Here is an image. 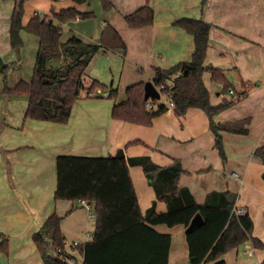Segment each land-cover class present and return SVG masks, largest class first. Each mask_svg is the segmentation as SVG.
<instances>
[{
	"label": "crops",
	"instance_id": "0c3cea01",
	"mask_svg": "<svg viewBox=\"0 0 264 264\" xmlns=\"http://www.w3.org/2000/svg\"><path fill=\"white\" fill-rule=\"evenodd\" d=\"M109 1L112 7L106 11L99 0H86L80 5L71 0L53 2L56 10L72 5L80 11H91L93 4L92 10L96 12L93 18L99 17L86 28L79 24L88 18L63 23L61 42L77 35L84 42L99 43L106 23L123 39L124 54L102 48L91 58L86 69L95 58L102 62L97 72L92 70L93 77L99 79L100 74L107 72L109 77H122L126 89L134 83L151 80L155 67L168 69L189 61L194 51L193 37L173 22L182 17L201 19L210 24L206 65L222 70L235 94L245 91L231 106L214 115V120L223 123L248 119L247 132H220L225 154L222 159L203 110L191 107L184 115L177 116L169 108L155 117L150 126L139 125L112 118L113 104L125 101L126 93L117 90L115 100H108L105 94L109 89L80 96L66 123L25 119L27 127H36L32 135L26 134L25 124L20 130L0 125V241L6 239L8 246L7 254L0 250V264H43L32 235L53 212L61 217L60 229L66 243L83 244L91 240L95 217L86 205L93 209V204L54 198L55 159L59 154L107 156L118 149L123 150L126 158L148 156L159 166L179 161L183 172L178 187H186L198 203H203L212 191L235 193V207L249 214L253 235L264 245V165L254 154L258 146L264 145V0H148L154 12L153 21L136 28L128 27L124 16L143 6L146 0ZM13 5L0 0V8L5 6L12 12ZM7 37L10 46L9 32ZM99 54L103 56L98 57ZM3 64L2 61L0 65ZM205 73L203 81L212 105L233 99L230 89L223 93L222 85L212 81L213 95L207 84L211 77L209 69ZM103 76L107 79L106 74ZM0 81L1 92L2 78ZM156 100L165 102L163 97ZM34 146L42 154L28 150ZM129 172L142 214L153 204L156 211H165V202L157 200L141 166H129ZM152 228L171 237L167 264H189L183 224L159 223ZM66 249L74 259H81L76 247L66 246ZM263 258L264 247L258 249L246 241L219 259L226 264H259Z\"/></svg>",
	"mask_w": 264,
	"mask_h": 264
},
{
	"label": "trees",
	"instance_id": "16d2710c",
	"mask_svg": "<svg viewBox=\"0 0 264 264\" xmlns=\"http://www.w3.org/2000/svg\"><path fill=\"white\" fill-rule=\"evenodd\" d=\"M12 1L14 8L9 19L11 49L19 54L23 51V30L38 38L33 72L29 79H19L14 85L7 84L9 69H15L19 60L3 64L0 68L1 92L25 94L28 98L23 115L25 119L66 123L73 104L80 96L88 97L96 90L109 89L107 97L116 98L117 89L108 88L96 79L86 87L82 77L91 58L102 48L125 53V43L111 24L103 26L99 43H87L75 36L61 42L63 23L92 17L93 12L80 11L72 5L56 10L53 6L56 0H49L52 4L48 13L34 12L24 25V4L28 0ZM71 1L76 5L86 2ZM99 1L105 11L112 7L109 0ZM147 1L124 16L128 27L152 23L154 12ZM173 25L192 35L194 51L189 61L179 62L168 69L154 68L151 81L160 97L166 98L165 102L156 103V108H147L148 101L143 97L144 82H137L125 89V101L113 104L111 116L150 126L155 117L169 109L166 103L168 98L177 116L184 115L191 107L199 108L207 115L209 128L215 136L214 145L224 159L220 132L245 134L248 119L217 123L214 115L231 106L245 91L235 94L222 70L210 67V78L222 85V92L233 91V99H224L212 105L209 90L203 81L210 24L201 19L182 17L175 20ZM44 79L51 82H43ZM254 154L264 165V145L258 146ZM132 165L141 166L157 200L165 202V211H156L153 204L142 214L129 172ZM55 171V199L84 200L93 204L95 229L92 239L74 246L82 254L83 264H167L171 237L152 228V225L159 223L185 226L189 264L211 261L213 264H226L219 258L246 241H250L255 248L264 247L263 242L253 235V222L249 214L235 213V193L212 191L203 203H198L186 187H178L183 169L177 160L159 166L148 156L126 158L122 149L107 156L59 154L55 159ZM196 213L201 214L202 223L187 229ZM60 222L61 217L53 212L32 235L43 264H69L52 254L54 248L65 247ZM0 250L7 254L6 239L0 241ZM259 264H264V258Z\"/></svg>",
	"mask_w": 264,
	"mask_h": 264
},
{
	"label": "rangeland",
	"instance_id": "374dc122",
	"mask_svg": "<svg viewBox=\"0 0 264 264\" xmlns=\"http://www.w3.org/2000/svg\"><path fill=\"white\" fill-rule=\"evenodd\" d=\"M8 2L12 3V0H7ZM63 2L65 0H56ZM14 4V2H13ZM93 4H90V9L93 11L92 8ZM14 8V5H13ZM50 8V2L49 0H28L24 4V14L22 17V22L25 25L31 16H33L34 12H38L39 14L48 13V9ZM10 10L7 9V7L2 6L0 8V64L3 61L4 64H8L9 61H16L19 60L18 64L16 66H19L13 70L11 68L10 71L7 73V84L8 85H14V83L19 79H29L31 77V74L33 72L34 62H35V56H36V50L38 46V38L25 30L21 32V36L24 42V49L22 52L16 53L13 50L10 49L9 41L7 34L9 32L8 28V21L10 16ZM93 14H96L95 11H93ZM89 17L88 20L81 22L79 25H83L85 28L88 27V25H93V22L95 20H99V17L93 18ZM4 27V29H3ZM73 26H70L72 28ZM3 29V30H2ZM2 30V31H1ZM74 34V33H71ZM75 35V34H74ZM77 36V35H75ZM78 37V36H77ZM18 54V55H17ZM103 55H98V57H102ZM102 62L99 61V58H95V60L92 62L91 66L88 69H85L83 74V83L86 87L90 85V82L93 79L98 80L100 83H102L104 86L110 88L111 87V81H113V89H117L120 91V93H124L125 87H123V78L121 77L118 79L117 76H110L107 73V79L100 74V78L97 79V77H93L92 71L93 69L95 72L99 70V67L101 66ZM209 65V64H208ZM1 68V65H0ZM87 68V67H86ZM205 73V72H204ZM116 75V72L113 73ZM146 76V75H145ZM208 77L207 72L205 73V78ZM2 76L0 75V79ZM121 83H120V81ZM172 80V79H171ZM171 82V81H170ZM207 84L211 89V92L214 95V83L210 78L207 79ZM0 87H1V81H0ZM217 87V86H216ZM99 92V91H94ZM93 92V93H94ZM92 94V93H91ZM166 99V98H165ZM27 96L25 94H6L3 92H0V125H4L5 127H11L14 130H20L21 128L27 127L28 123L25 122V118L23 117L24 111L27 106ZM108 100H115L114 98H109ZM147 108L153 107L156 108V103H158L156 99H147ZM148 104H152V106H149ZM32 123V122H29ZM36 130L35 126H28L26 128V134H34ZM31 151L32 154H42L40 152L39 147H32L28 149ZM89 211L92 210L91 214L93 213V209H89V205H86ZM70 243V241H68ZM66 243V242H65ZM69 243H66V246H69Z\"/></svg>",
	"mask_w": 264,
	"mask_h": 264
},
{
	"label": "water",
	"instance_id": "95a60500",
	"mask_svg": "<svg viewBox=\"0 0 264 264\" xmlns=\"http://www.w3.org/2000/svg\"><path fill=\"white\" fill-rule=\"evenodd\" d=\"M206 69H209V65L205 66ZM43 82H51L50 80L44 79ZM144 94L143 97L145 100L147 99H159L160 98V93L157 90V88L154 86L153 82L151 80H147L144 82ZM203 218L200 213H196L190 220L188 226L186 227L187 229H191L195 227L196 225L202 223Z\"/></svg>",
	"mask_w": 264,
	"mask_h": 264
},
{
	"label": "built area",
	"instance_id": "2783aa9c",
	"mask_svg": "<svg viewBox=\"0 0 264 264\" xmlns=\"http://www.w3.org/2000/svg\"><path fill=\"white\" fill-rule=\"evenodd\" d=\"M157 90H158V89H157ZM229 93L232 94L233 91H232V90H229ZM105 96H107V94H105ZM149 99H150V98H149ZM151 100H152V99H151ZM166 103H167V105L169 106V108H171L172 105H173L172 102H171V100H170L169 98H168V100L166 101ZM148 105H149V106H152V104H148ZM82 202L85 203L84 200H82ZM234 211H235L236 214H243V213H244V211H243L242 209H238V208H236V207H235ZM92 215L94 216V212H93ZM65 244H66V243H65ZM77 244H78L77 242H73V243H71V244L69 245V247L75 246V245H77ZM52 254L55 255V256H60L62 261H66V262L69 263V264H83V257H81L80 260H76V259H74V258H70V257H69L70 253L67 251V249H66V245H65L64 249H62V248H54V249L52 250ZM71 256H72V255H71Z\"/></svg>",
	"mask_w": 264,
	"mask_h": 264
}]
</instances>
